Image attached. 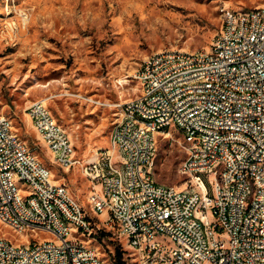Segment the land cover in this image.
<instances>
[{"label":"built area","instance_id":"2783aa9c","mask_svg":"<svg viewBox=\"0 0 264 264\" xmlns=\"http://www.w3.org/2000/svg\"><path fill=\"white\" fill-rule=\"evenodd\" d=\"M135 75L146 76L140 97L88 99L117 113L109 147L97 150L98 162L76 156L75 149L74 158L65 159L66 141L52 128L56 120L41 121L38 103L46 101L26 107L44 144L55 142V150H48L52 161L64 171L77 167L86 173L91 212H77L75 197L41 172L32 155L21 153L0 122L2 221L28 228L20 241L0 234V264H96L87 241L105 238L113 241L116 264H131L132 256H139V264H264V166L252 164V157L264 156V2L251 15L224 6L211 51L160 49L142 59ZM177 126H184L178 134L186 153L180 165L185 187L154 178L157 135L177 132ZM216 127H225V135H216ZM114 138L122 139L123 148L114 147ZM123 149H130V157L114 169L115 150ZM208 163H216V170L207 173L209 186H202L200 173ZM9 165L34 181L28 203L16 200V190L24 189L10 187ZM192 186H200V193H192ZM208 193L217 196L213 209H206ZM191 203L203 208L204 239H196ZM55 205H63L69 223L56 219ZM160 232L169 234V243L155 241ZM119 236H129L136 253L120 248ZM203 240L220 246L221 255L203 249Z\"/></svg>","mask_w":264,"mask_h":264},{"label":"rangeland","instance_id":"374dc122","mask_svg":"<svg viewBox=\"0 0 264 264\" xmlns=\"http://www.w3.org/2000/svg\"><path fill=\"white\" fill-rule=\"evenodd\" d=\"M263 2L0 0V114L12 121L14 131L53 179L91 212L86 177L77 167L64 171L52 161L29 120L27 105L44 99L52 117L68 133L76 156L91 157L109 147L117 113L88 99L113 103L139 96L141 85L132 73L146 55L167 48L210 50L224 6L248 10ZM178 133L157 135L154 178L185 187L188 178L180 165L186 153ZM2 224L0 234L13 240L25 238ZM112 242L105 238L88 244L106 264H115ZM119 242L128 251L126 241L119 237Z\"/></svg>","mask_w":264,"mask_h":264},{"label":"bare ground","instance_id":"6f19581e","mask_svg":"<svg viewBox=\"0 0 264 264\" xmlns=\"http://www.w3.org/2000/svg\"><path fill=\"white\" fill-rule=\"evenodd\" d=\"M241 15H251V9L241 10ZM162 50H169V48ZM206 51H211V45H210V50L207 49L194 50L193 54H200L201 52H206ZM141 67H142V62L140 66L135 69V71H140ZM134 78L140 82L141 89H145L146 76L135 75ZM137 97H140V95ZM131 98H135V97H131ZM26 110L31 120V124L34 127L35 131L37 132V125L34 122V117L32 116V113H30L28 109ZM38 110L41 111V121L54 120L45 102L38 103ZM0 122L5 123L7 130H11L12 135H14L15 143L18 145L21 153H24V155H32V160H34V165L39 167L41 172H47L48 177H52L51 171L45 165H43L42 162L38 160L36 155L30 152V150L26 145V142L22 140L14 131L12 121L5 115L0 114ZM52 128H58V132H60V140L66 141L65 159H73L74 149L72 147V142L71 139H69L68 133L56 121H52ZM177 131L179 133H184V126H177ZM216 135H225V127H216ZM38 136L43 141L42 135H38ZM46 147L48 148V150H55V142H46ZM114 147L123 148V141L121 138H114ZM123 157H130V149H123V153L122 150H115L114 169H122ZM89 158H91V162H98V153H95V155ZM252 164H259L264 166V156L252 157ZM215 170H216V163H208L206 164V166H203V173H200V181L202 186H209V174L207 173H210V171H215ZM182 171L186 173V169H182ZM83 174L86 177V173ZM8 180L10 187L12 188L22 187L24 189V190H16V200H18L19 203H28L27 193H34L35 191L34 181L29 180L26 176L20 175V167H18L17 165H9ZM63 190L65 194H71L68 188L64 184H63ZM192 193H200V186H192ZM215 203H217L216 194L208 193L206 199V209H213L215 207ZM75 209H77V212H84V207L80 204V202L76 198H75ZM191 212L194 214V220L196 221V230H197L196 239H204L203 231H206V224H204L203 222V208H201L200 204L198 203H191ZM55 214H56V219L59 220L60 224L69 223V216H67L65 211H63V205H55ZM0 223L10 226L14 231L23 234L25 238H27L28 228H21L17 226L15 223L7 224L5 221H2L1 211H0ZM253 234H260V227H253ZM24 236L22 237L24 238ZM119 237L121 238V240L124 239L126 241L125 244L127 245L126 248L129 253H136V244L133 243V241L131 240V238H129V236H119ZM8 239L13 240L9 237ZM13 241H20V240H13ZM155 241H161V243H169V234L167 232H160V234H155ZM87 249L88 251L92 252V254H94V259L96 264H106L103 258H101L100 255L98 254L96 248L89 245L88 241H87ZM203 249H205L207 252H213L214 255H221V247L214 246V244L210 240H203ZM131 264H139V256H132Z\"/></svg>","mask_w":264,"mask_h":264},{"label":"trees","instance_id":"16d2710c","mask_svg":"<svg viewBox=\"0 0 264 264\" xmlns=\"http://www.w3.org/2000/svg\"><path fill=\"white\" fill-rule=\"evenodd\" d=\"M120 243V242H119ZM120 248H122V249H124V247L120 244ZM124 251H126L125 249H124ZM120 251L118 250V249H116V256H117V261H119V258H120ZM114 261V260H113ZM114 263H115V261H114ZM116 264V263H115Z\"/></svg>","mask_w":264,"mask_h":264},{"label":"crops","instance_id":"0c3cea01","mask_svg":"<svg viewBox=\"0 0 264 264\" xmlns=\"http://www.w3.org/2000/svg\"><path fill=\"white\" fill-rule=\"evenodd\" d=\"M30 120V119H29ZM30 122H31V120H30Z\"/></svg>","mask_w":264,"mask_h":264}]
</instances>
